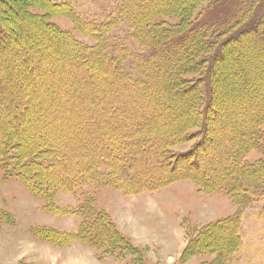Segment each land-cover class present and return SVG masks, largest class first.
<instances>
[{
  "label": "rangeland",
  "instance_id": "374dc122",
  "mask_svg": "<svg viewBox=\"0 0 264 264\" xmlns=\"http://www.w3.org/2000/svg\"><path fill=\"white\" fill-rule=\"evenodd\" d=\"M30 1L33 6L30 9L29 7L24 9L20 0H7L5 1L7 3L1 4L0 8L3 29L12 35L16 44L24 47V53L28 56L27 61L33 65V72L25 77V81L31 83L28 87L30 88L29 106L27 111L23 110V112L26 111L25 116L17 115L16 127L10 128L9 117L5 116L2 119L4 116L0 115V128L5 134L10 132L9 134L15 136L21 144L30 145L31 151L39 150L47 154L49 160L54 156L57 159H55L57 166L48 173L51 177L61 176V171L66 169L65 166L77 164L82 157L90 153L88 149L96 143L102 131V123L100 125L97 123V117L104 118L103 112L97 115L99 105L96 101L100 98L107 99L110 97L109 93L117 95V91L121 101L132 104L133 108L144 114L142 119L133 125L148 126L153 129L151 134L154 138H151L153 142L151 144H156L158 149L165 150L169 147L177 153L186 151L197 143L196 123L188 130L184 126L186 117L192 116L188 107L182 106L174 112L169 111L177 102L184 104L187 97H180L172 102L165 101V103L158 99V96L160 98L162 95V90L170 84L166 81V75L172 77V73L175 72L178 76L188 73L192 77V73L198 72L202 67L200 65L195 67L194 64L204 49L199 47L198 55L194 53L197 48L189 49L188 57L186 54L182 56L174 46L175 43L179 45L180 41L174 42L170 40L172 38L164 40L160 38L168 33L172 35L182 33L187 27L186 22H181L175 17L171 22L177 21V29H173L169 25V18L160 16L159 19L163 23L158 29L159 42L154 39L150 44L156 42L159 46L174 45L158 55L157 59L160 61L153 67L154 73L158 71V76L156 74L143 76L142 79L146 80L147 84L130 89L129 81L122 78L119 80L118 75L107 72L101 80L99 77L90 78L86 68L74 66V49L66 46L61 36L56 34L72 35L73 39L70 42L75 45L79 41L83 43H80L81 45L94 46L95 41L90 35L83 34L78 29L68 6L51 8L45 0ZM163 1L165 0H128V14L136 19L142 18L145 22V17L150 12L162 10ZM206 1L208 0H204L205 3ZM243 1L216 0L209 8L203 5L202 0L180 1L177 5L182 4L181 8L187 7L188 14L195 13V17L204 11V17L206 15L211 16L210 19L216 17L223 20V17L231 18L241 6L244 10L245 4L239 3ZM259 1L261 0H256L258 3ZM50 2L59 6L68 3L83 19L98 20L99 23L103 22L108 15H116L121 3L120 0H50ZM38 3L41 5L39 6ZM148 3L153 6L149 9L144 8V5ZM170 3L165 7L172 10L174 4ZM228 10L232 11L228 12ZM35 13L41 17H36ZM46 23L52 24V28L57 33ZM113 29V36L125 41L131 50L137 49L136 44L130 40V31L124 23H119ZM53 39L57 41L56 44ZM180 46L187 48L188 45ZM244 49L247 58L255 60L254 63L243 62L244 69L249 72L245 75V79L257 82V79L254 80V74L260 67H264V62L258 61V57H250V52L247 51L250 50L248 46ZM168 55L170 57H168L167 68L166 65H161V61ZM229 57L230 54L227 53L225 59ZM237 58L240 60L239 56ZM183 63H186L184 68ZM217 63L221 64L220 61ZM224 70L225 68H222V72ZM227 73L231 75L230 79H233L226 81L223 80L222 75H216L224 84L226 92L232 87H238L235 73L229 71ZM197 77L200 76L196 75L194 79ZM95 81L97 84L91 86ZM259 81L258 83L264 84V77ZM228 95L229 99L228 96L227 99L232 107L228 106L229 108L226 107L220 112L224 116L223 120L221 119V130L219 129L211 148L212 153L209 156L212 160L205 162V168L214 166L218 162V155L224 154L223 151L214 149V146L229 142V138H232L229 132L240 131L239 138L248 140L250 126L257 121L251 114L254 110L251 112L252 109H247L245 112L244 106L251 108L248 103H234V95L231 92ZM155 97H157L156 100ZM22 98L25 99L23 95ZM7 103L5 110L10 107L9 102ZM26 105L23 107L25 108ZM261 109H264V104ZM230 110L233 111L231 114L233 117L228 116ZM246 113L251 117L245 122L236 124L234 127L227 125L234 117H244ZM154 117L155 120H153ZM195 118L201 120V114L196 113ZM214 119L210 117V121ZM175 129H179V133L175 135L183 137L182 143L177 146L175 144L171 148L172 145L167 144L174 140ZM186 131L190 133L188 136H184ZM156 133L160 136L159 141L155 138ZM48 150H52L54 155L49 154ZM263 157V148L248 152L247 174H255L254 170L256 171L264 164ZM84 190L85 196L81 200H79L80 192L73 194L56 191L38 196L28 189L24 179L17 172L6 168L0 161V264H264V197L255 198L250 206L242 208L234 202L228 191L221 189L212 194L204 193L190 180L180 181L151 194L138 196H129L110 187L95 189L89 185ZM92 197L95 201L90 209L96 214L103 213V225L112 222L110 225L113 228V238L108 243L99 240L98 247L90 246L79 239L62 245L51 242L48 239L49 230L64 233L79 232L84 222L82 216L84 211L80 207ZM54 207L67 214L57 215L51 212ZM238 215H240L239 234L242 237V244L237 252L226 254L223 252L226 243H221L224 247H215L214 240L209 239L210 237L208 246L205 243L198 244L207 229L220 221ZM230 233L228 229H223L217 236L227 241Z\"/></svg>",
  "mask_w": 264,
  "mask_h": 264
},
{
  "label": "trees",
  "instance_id": "16d2710c",
  "mask_svg": "<svg viewBox=\"0 0 264 264\" xmlns=\"http://www.w3.org/2000/svg\"><path fill=\"white\" fill-rule=\"evenodd\" d=\"M5 1L7 0H0V8L1 4L7 3ZM20 1L24 9L33 8L30 0ZM45 1L49 3L51 8L68 6L78 29L83 34L90 35L95 41L94 46L81 45L83 43L79 41L75 45L70 42L73 39L72 35L56 34L61 36V40H64L66 46L74 49V66L82 69L86 68L90 78L99 77L101 80L108 72L111 75H118L119 80L120 78L128 80L129 88L133 89L147 84L146 80L142 79L143 76L151 74L158 76V71L156 70L157 72L154 73L153 70L154 64L160 61L157 59L158 55L166 52L174 45L159 46L156 42L150 44L154 39L159 40L158 35L160 33L158 29L163 23L159 19L160 16L168 17L169 25L173 29H177V21L175 23L171 22L175 17L181 22H186L187 27L182 33L179 32L178 35L168 33L165 35L166 37H160L163 40L172 38L171 41H180L179 45L175 43L174 46L182 56L183 54L187 56L189 49L196 48L194 53L198 55L199 47L204 51L207 50V52L200 53L194 66L200 65L203 68L200 67L198 72L192 73V77L188 73L178 76L173 72L172 77L166 75V81H169L170 84L162 90L161 97L158 96V99L164 103L165 101H176L180 97H187L184 104L177 102L169 110L174 112L182 106H186L191 111L192 116L186 117L184 126L188 130V128L194 127V123H196L195 127L198 130L195 133L198 135L195 139L197 143L186 151L174 153L169 147L164 150V148L158 149L156 144H151L153 143L151 138H154L151 134L153 129L148 126L135 127L133 125L136 121H140L144 114L133 108L132 104L121 101L118 91L116 92L117 95L109 93L110 97L107 99L100 98L96 101V104L99 105L97 115L102 112L104 114L102 119L96 116L98 118L97 123L99 125L102 123L101 136L92 145V148L88 149L90 153L86 157H82L77 164L65 166L67 173L62 170L61 176L51 177L48 174L57 166L52 150H48V153L53 156L49 160L47 154H43L39 150L31 151L32 147L30 145L21 144L15 136L9 134L10 132L5 134L0 128V161L4 163L6 168L8 167L17 172L24 179L32 193L44 196L47 192L63 191L73 194L80 192L81 197H79V200H81L85 196L84 189L90 185L95 189L110 187L129 196H138L151 194L180 181L190 180L204 193L212 194L221 189L228 191L234 202L242 208L250 206L255 198L264 197V164L256 171L254 170L255 174L249 175L247 174L249 166L246 162V155L250 150L264 149V109H261L264 104V84L258 83L264 77V67L262 66L256 71L254 80L257 79L258 81L254 82L245 79V75L249 72L244 69L245 66L243 65L244 61L249 63L255 61L252 58L249 60L247 53L244 54L245 46L250 48V50H247L250 52V57H258V61L264 62V0L259 1V3L256 0H250L248 3V0H244L242 3L239 2L242 5L245 4L244 10L241 6L238 8L239 10L237 9L232 14L231 18L223 17L224 22L221 18L213 17L210 19L211 16L206 15L204 17V11L199 14L200 17H195V13L188 14L189 9L187 7L181 8L182 4L177 5L180 4V1L191 0H165L163 1L164 7L162 10H153L145 17L144 22L142 18L136 19V17L129 16L127 10L128 0H120L117 14L106 16L105 20L100 23L98 20L83 19L76 9L68 3L59 6L51 4L50 0ZM215 1L208 0L205 3L202 0V3L209 8ZM40 3L43 5L42 2ZM169 3L174 4V9L169 10L165 7ZM152 6L148 3L144 5V8L149 9ZM231 11L228 10V12ZM30 15L33 16V14ZM35 15L36 17L40 16L36 13ZM2 20L0 15V115L4 116L2 119L5 116L9 117L11 128L12 126L16 127L17 115L24 117L28 109V103L30 102V99H28L30 88L28 87L31 83L26 82L25 77L33 72V65L27 61L28 56L24 53V47L16 44L12 35L3 29ZM119 23H124L128 27L130 31L129 38L133 44H136V50H131L125 41L123 42L120 38L112 35L113 28ZM46 24L57 33L52 28V24ZM199 38L201 39L199 40ZM170 40L167 41L170 42ZM53 41L55 44L57 43L55 39ZM181 44L188 46L184 48L180 46ZM227 53L230 54L229 59H225ZM168 54L170 55V53ZM169 55L161 61V65L164 64L167 68ZM218 61L221 64H218ZM182 65L184 68L186 63ZM222 68H225L223 72ZM225 71L235 73V80L238 85V87H232L227 92L224 84L216 76L218 74L222 75L223 80L226 81L233 79H230L231 75L229 76ZM196 75L200 77L194 79ZM95 83L96 81L90 85L95 86ZM184 83H187L186 86ZM230 92L234 95V103H248L251 108L244 106V110L245 112L247 109H252L251 112L254 110V113L248 112L253 114L257 121L250 126L249 141L239 138L240 131L229 132V134H232L229 142L226 141L224 144L214 146V149L221 150L224 154L222 156L218 155V162L214 166L205 168V162L212 160V157L209 156L212 153L211 148H213L218 132L221 130V119L224 116L220 112L228 106L232 107L228 101V93ZM22 95L25 97V101ZM156 99L157 97H155ZM7 102H9L10 107L5 110ZM24 105H26L25 108ZM23 110L26 111L23 112ZM196 113L201 114V120H196ZM232 113L233 111L230 110L228 116L231 117ZM210 117L216 119L210 121ZM250 117L251 115L247 113L244 117L236 116L227 125L234 127ZM153 120H155V117ZM111 127L117 129L110 130ZM178 130L175 129L174 135L179 133ZM188 134H190L189 131H186L184 136H188ZM155 138L159 141L160 136L156 133ZM179 138L180 135H175L174 140L168 142L167 145H172L171 148L175 144V146L180 145L183 137ZM94 201L93 197L89 198L80 207L84 211L82 214L84 222L81 224L78 233L49 230L50 236L47 238L58 245L71 243L77 239L93 247H98L99 240L108 243L113 238L112 222L103 225V213L96 214L90 209L93 207ZM51 212L57 215L67 214L56 207ZM68 212L70 213V211ZM239 219L240 215L218 222L203 233L204 236L199 239L198 244L205 243L208 246L210 244L208 238L210 237L209 239L214 240L215 247L225 246V249H222L226 254L237 252L242 244V237L239 234ZM223 229H228L231 232L227 241L224 238L219 239L217 236L219 231H223ZM221 243L226 244L223 246Z\"/></svg>",
  "mask_w": 264,
  "mask_h": 264
}]
</instances>
